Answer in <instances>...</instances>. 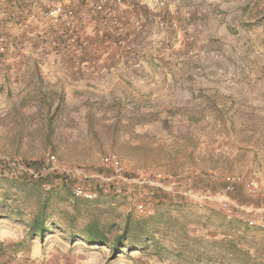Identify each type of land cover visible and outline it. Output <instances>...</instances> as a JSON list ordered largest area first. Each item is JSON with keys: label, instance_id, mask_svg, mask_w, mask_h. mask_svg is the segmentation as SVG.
Returning <instances> with one entry per match:
<instances>
[{"label": "rangeland", "instance_id": "374dc122", "mask_svg": "<svg viewBox=\"0 0 264 264\" xmlns=\"http://www.w3.org/2000/svg\"><path fill=\"white\" fill-rule=\"evenodd\" d=\"M44 3L0 0V159L17 164L9 175L0 165V264H264V0H107L91 18L84 0H71L82 48L42 18ZM107 8L126 31L101 22ZM110 153L125 175L155 176L161 187L78 197L76 211L60 182L36 188L21 172L55 157L110 174ZM229 177L240 178L232 192ZM206 190L232 201L249 226L226 220L216 201L196 203L191 194ZM45 199L39 236L28 226ZM91 219L127 226L120 254L77 237Z\"/></svg>", "mask_w": 264, "mask_h": 264}, {"label": "built area", "instance_id": "2783aa9c", "mask_svg": "<svg viewBox=\"0 0 264 264\" xmlns=\"http://www.w3.org/2000/svg\"><path fill=\"white\" fill-rule=\"evenodd\" d=\"M45 3L40 7L39 14L45 19L47 22L51 23L59 27L60 33L63 35V41L70 42L68 45L71 47H77V41L79 43L78 47L82 48L85 46L86 40L78 37L75 33L74 29L77 27L78 22V14L76 13L75 5H72L71 0H43ZM86 12L92 14L89 18L93 16L96 10L99 9L100 5L107 0H84ZM114 2V0H111ZM115 2H119V0H115ZM100 10V9H99ZM89 14V15H90ZM101 22L104 24H108L113 26V31L117 34L120 32H124L127 30V24L124 21H119L115 15V11L112 8H107L103 11ZM44 21V20H43ZM123 30V31H122ZM62 41V40H61ZM62 41V42H63ZM63 42V43H64ZM5 48V36L0 32V52H2ZM50 167L49 170H57L66 174L68 179H70L73 183L72 185V193L76 196H81L86 199H93L96 197L98 193H107L109 192V183L114 180H122L124 182L134 181L135 183H149L153 186H160L159 182L161 179L152 176L148 179H139V178H127L125 175L124 167L118 157L110 153L105 156L103 160V164L109 166L111 168L110 174H104L99 172L88 171L83 168L78 167H66V166H58V161L55 157L50 158ZM29 174L36 175L35 171L31 168L27 169ZM158 176V175H157ZM160 177V176H158ZM240 181L239 177H229L225 183V190L227 192H232L235 189L236 184ZM92 182L95 183V186H92ZM157 182V183H156ZM241 183V182H240ZM245 189L248 192H254L255 184L251 179H245L243 182ZM196 201L200 204L205 200L218 202L220 207L227 211V218H230L231 215L229 213V208L233 204L232 201H229L228 198L213 196L209 190H206L203 194L193 195L191 194ZM136 203V202H135ZM136 209L139 212H143L144 209L141 204L136 203ZM264 211V209H263ZM258 227L264 231V213H262L257 221Z\"/></svg>", "mask_w": 264, "mask_h": 264}, {"label": "trees", "instance_id": "16d2710c", "mask_svg": "<svg viewBox=\"0 0 264 264\" xmlns=\"http://www.w3.org/2000/svg\"><path fill=\"white\" fill-rule=\"evenodd\" d=\"M50 160L47 161V163L44 162H35L33 164L28 163L25 165V168L21 171L30 176L29 179L33 180V184H35L36 188L40 187H44L45 183L48 184V181H50L51 179H55V181L60 182L62 185H64V187L68 190H70V192L72 193V181L70 179H68V177L66 176V174L59 172L57 170H49L48 168L50 167ZM3 164L4 171L7 169H16L17 164L15 163V161H12L8 158H4V159H0V165ZM27 168H31L35 171L36 175L33 174H29ZM1 171V169H0ZM10 171L8 170L5 174L9 175ZM14 173V172H12ZM12 173L10 174V176H12ZM102 173V172H99ZM23 176V175H22ZM127 178H131L130 175H126ZM29 180L28 177L25 178L24 176L22 177V180ZM57 179V180H56ZM126 184H135L136 186L140 185L138 183H133V182H124L122 180H114L112 182L109 183V190L114 189L116 187H123ZM92 186H95V183L92 182ZM148 187H154V186H149ZM159 189V188H158ZM161 189V188H160ZM73 194V193H72ZM74 195V194H73ZM81 196H76L74 195V198L76 199L73 205V210L78 211L79 210V198ZM82 199H85V201L90 199H86L84 197H81ZM135 199V198H134ZM192 201L193 199L190 198ZM194 202V201H193ZM196 203L198 201H195ZM85 203V202H84ZM199 203V202H198ZM200 204V203H199ZM202 205H207L210 204V202H206L204 201L203 203H201ZM221 212L223 213V215L225 216L226 220L232 221V222H239L240 220L243 221V225L245 227H248L249 225L247 224L246 220L247 218L243 215L238 213L236 210H231V208H229V213L231 215L230 218H227V211H225L224 209H222L221 207H219ZM48 209V205H47V199L43 200L41 202V205L39 207L38 212L32 217L28 229L32 234H37L39 236L43 235V232L45 231V216H46V210ZM76 213V212H75ZM76 218V214L72 215L69 219H68V224L70 225V227H73V221ZM151 218H147L145 219L146 222L150 221ZM83 227H81L78 232H77V237L81 238L82 240H84L85 242H87L88 244L91 245H103V246H107V248L110 249L111 251V255L113 257H115L117 254H120L122 252V248L125 247L124 246V241L123 238L128 234L129 229H127V226H125L121 232H115L112 231L111 226H114V224H107V223H101L99 220L97 219H91V220H87L83 225ZM112 231V232H111ZM138 233L142 234L143 232L139 229ZM140 234H137V236L139 238H142L141 240H145L146 237H140ZM222 243L224 244L225 241H227V243H229L231 245V253H238V255H244L241 256V259L244 260H249L251 258V255H249L250 253L247 251L242 250L239 247H236V243L233 242L232 240H226V239H222ZM260 254L263 256L264 255V243H261V248H260ZM224 256V253H223Z\"/></svg>", "mask_w": 264, "mask_h": 264}, {"label": "crops", "instance_id": "0c3cea01", "mask_svg": "<svg viewBox=\"0 0 264 264\" xmlns=\"http://www.w3.org/2000/svg\"><path fill=\"white\" fill-rule=\"evenodd\" d=\"M1 30L2 29H0V32H1ZM11 43H13V37L11 36L10 37V40H9V44H11ZM14 45H17V44H19V42H15V43H13ZM11 50V49H10ZM29 67H27V68H25V70L26 71H28L29 69H28ZM59 74V78L62 80V82L63 81H65L66 79L68 80L69 79V76H68V73L67 74H65V71H61L60 73H58ZM77 78L78 77H75L74 79H76L77 80ZM74 86V85H73ZM63 87H65L64 85H63ZM247 221V220H246Z\"/></svg>", "mask_w": 264, "mask_h": 264}]
</instances>
